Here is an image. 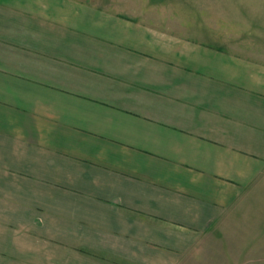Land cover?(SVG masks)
Listing matches in <instances>:
<instances>
[{"label": "crops", "instance_id": "1", "mask_svg": "<svg viewBox=\"0 0 264 264\" xmlns=\"http://www.w3.org/2000/svg\"><path fill=\"white\" fill-rule=\"evenodd\" d=\"M192 1L249 23L248 0ZM165 3L0 0L2 223L54 224L83 263L179 264L264 176V38L202 32L209 12L169 32Z\"/></svg>", "mask_w": 264, "mask_h": 264}, {"label": "rangeland", "instance_id": "2", "mask_svg": "<svg viewBox=\"0 0 264 264\" xmlns=\"http://www.w3.org/2000/svg\"><path fill=\"white\" fill-rule=\"evenodd\" d=\"M248 1L252 7L250 10H245L250 13L247 24L235 18L236 15L233 16L231 13L225 15L224 9L197 8L192 0H183L185 7L180 6L179 0H168V3H165L167 8L153 9L151 17L157 27H160L161 21L164 22L163 28L169 29V32L176 31L181 25L180 22H183L182 25L186 26L185 32L192 33L195 27H200L196 17L201 16V20L204 13L209 12L211 25L201 24L202 32H211L218 39L227 38L231 34L232 37H238L242 33L264 38V0ZM251 18L260 19L262 23L256 24ZM173 44L170 46L168 44L167 48L169 50L177 48ZM9 219L11 220H3L4 223L0 221V229L4 228L3 231L8 232L4 236L0 233V244L3 243L5 247V245L11 246L12 242L14 251L18 250L22 258L26 256L28 260L23 258V262L10 255L12 253L8 251L9 254L0 256V261L2 260L0 264L4 261L5 264L8 261L10 264H34V260L38 263L39 259L40 264H47L45 255L49 259V264H88L86 261L82 262L80 251L66 245L65 240L68 237L66 238L63 232H58L54 224L48 228L47 225L39 228L33 223L35 218L27 214L20 221L11 217ZM33 252L37 255L34 256L35 258ZM179 264H264V176L249 187L248 193L234 210L205 234Z\"/></svg>", "mask_w": 264, "mask_h": 264}]
</instances>
